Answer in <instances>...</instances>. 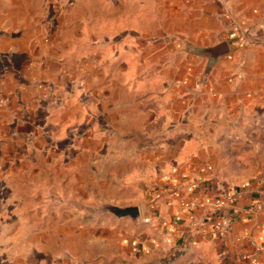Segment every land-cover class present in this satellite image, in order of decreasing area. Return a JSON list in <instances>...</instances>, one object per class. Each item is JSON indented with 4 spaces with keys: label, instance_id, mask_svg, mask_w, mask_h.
Masks as SVG:
<instances>
[{
    "label": "crops",
    "instance_id": "obj_1",
    "mask_svg": "<svg viewBox=\"0 0 264 264\" xmlns=\"http://www.w3.org/2000/svg\"><path fill=\"white\" fill-rule=\"evenodd\" d=\"M2 1L0 264H264V0H164L159 37L129 0L48 46ZM70 142L81 191L137 197L72 201Z\"/></svg>",
    "mask_w": 264,
    "mask_h": 264
},
{
    "label": "rangeland",
    "instance_id": "obj_2",
    "mask_svg": "<svg viewBox=\"0 0 264 264\" xmlns=\"http://www.w3.org/2000/svg\"><path fill=\"white\" fill-rule=\"evenodd\" d=\"M2 2L3 1L0 0V4ZM4 3L7 9H20L21 22H16V26H21L30 32L33 41L35 40L40 45L48 46L51 43V39H54L55 37L57 38L59 35L68 36L69 34L74 33V27L77 25L78 18H85L86 23L100 24V22L117 18V15H123L125 11H127V3H129V0H5ZM141 4L142 8L139 10H143V14L132 17L129 25L135 27L136 30H139V34L142 32L144 36L147 37L165 36L166 31H169V27L171 26V17H163V15H161L163 5L166 7L167 1L146 0L142 1ZM146 8L148 10L147 13H145ZM133 9L136 11V6H134ZM164 11H166V8ZM162 18H165L166 24L163 23ZM65 149L63 160L72 163L69 193L72 201L81 202L85 201V198H92V200L95 198H101L106 201H117L126 199L133 200L137 197L136 193L119 191L112 188L107 179L102 176L96 178L97 185L94 183V186L97 189L96 193L91 192L90 187L87 185L85 192L81 191L83 189V178L79 175V150L77 142H70L69 145H66ZM92 162L94 163L93 160ZM98 162L99 164L104 165L106 159L103 158L101 161L100 158H98ZM252 163L253 161H247V167ZM255 164H257V162H255ZM173 171L174 170H171L168 173L167 170V174L163 177H165V179H170V176L174 177L175 174H173ZM143 178L152 183L155 177L146 176L141 179ZM84 179L86 180V178ZM87 184H89V182H87ZM69 212L71 218L74 219V223L71 224V227L77 229L79 226H82V223L79 224L78 221L82 212H80L75 206L72 209L70 208ZM73 214H76L74 216L75 218H73ZM39 226L42 227L43 225Z\"/></svg>",
    "mask_w": 264,
    "mask_h": 264
},
{
    "label": "water",
    "instance_id": "obj_3",
    "mask_svg": "<svg viewBox=\"0 0 264 264\" xmlns=\"http://www.w3.org/2000/svg\"><path fill=\"white\" fill-rule=\"evenodd\" d=\"M208 53V51H206ZM227 52V42L223 41L219 43L215 47L209 49L210 57H219L221 55L226 54ZM103 211L108 212L118 218L128 217L131 220H136L139 218V211L137 207H115L112 205H108L103 208Z\"/></svg>",
    "mask_w": 264,
    "mask_h": 264
}]
</instances>
